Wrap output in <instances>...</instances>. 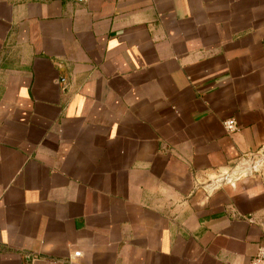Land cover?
I'll use <instances>...</instances> for the list:
<instances>
[{
    "label": "crops",
    "instance_id": "obj_1",
    "mask_svg": "<svg viewBox=\"0 0 264 264\" xmlns=\"http://www.w3.org/2000/svg\"><path fill=\"white\" fill-rule=\"evenodd\" d=\"M262 149L264 0H0V264H249Z\"/></svg>",
    "mask_w": 264,
    "mask_h": 264
},
{
    "label": "built area",
    "instance_id": "obj_2",
    "mask_svg": "<svg viewBox=\"0 0 264 264\" xmlns=\"http://www.w3.org/2000/svg\"><path fill=\"white\" fill-rule=\"evenodd\" d=\"M222 125L228 133H233L238 129L237 122L234 118L224 119L222 121ZM247 220L250 222H254L252 217H248ZM259 224L262 227L263 234L261 240L258 243L257 251L250 260L249 264H264V221L259 222Z\"/></svg>",
    "mask_w": 264,
    "mask_h": 264
},
{
    "label": "rangeland",
    "instance_id": "obj_3",
    "mask_svg": "<svg viewBox=\"0 0 264 264\" xmlns=\"http://www.w3.org/2000/svg\"><path fill=\"white\" fill-rule=\"evenodd\" d=\"M251 163L252 165H260L264 163V149L260 150L259 152L251 155Z\"/></svg>",
    "mask_w": 264,
    "mask_h": 264
}]
</instances>
